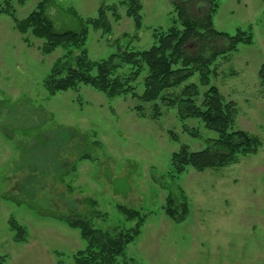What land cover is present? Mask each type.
<instances>
[{
	"label": "rangeland",
	"instance_id": "374dc122",
	"mask_svg": "<svg viewBox=\"0 0 264 264\" xmlns=\"http://www.w3.org/2000/svg\"><path fill=\"white\" fill-rule=\"evenodd\" d=\"M41 1L12 0L16 17L25 18ZM51 1L48 11L57 29H80L69 10L87 21L98 17L102 5L116 8L119 19L107 12L110 32L88 27L85 48L94 60L126 47L150 48L154 34L177 16L173 0H141L136 28L124 0ZM214 22L218 30L235 34L241 28L253 35L252 44H241L211 66V84L236 103L234 128L256 135L262 146L227 167H188L171 177L174 152L182 145L202 150L217 133L200 120H182L177 108L162 101V115L154 120L151 104L142 103L146 116L141 117L134 110L137 99L109 98L88 85L51 95L44 80L66 50L44 54L43 40L23 35L9 14L0 15V264H73L86 242L57 217L90 216L87 198L106 215L93 219L96 227L134 226L120 204L147 215L125 252L139 264H264V85L258 76L264 63V1L219 0ZM190 82L198 83V74ZM136 85L142 93L141 79ZM83 154L89 156L82 159ZM178 187L189 210L179 223L164 210L169 189ZM11 219L25 228V242L15 240Z\"/></svg>",
	"mask_w": 264,
	"mask_h": 264
},
{
	"label": "trees",
	"instance_id": "16d2710c",
	"mask_svg": "<svg viewBox=\"0 0 264 264\" xmlns=\"http://www.w3.org/2000/svg\"><path fill=\"white\" fill-rule=\"evenodd\" d=\"M15 1L22 5L26 0ZM123 2L128 17L134 20L136 28H140L141 0ZM52 4L51 0H43L28 16L19 19L12 0H0V15L9 14L15 21L16 29L23 35L31 34L43 40L40 48L44 54H51L57 48L66 50L44 80L45 88L51 95L88 85L109 98L132 96L137 99L140 104L134 110L141 117L146 116L142 103L151 104V117L154 120L162 115L159 103L162 101L168 108H177L182 120L197 119L207 129L215 131L217 136L211 138L204 149L192 151L188 145H182L173 153L171 177L181 175L188 167L197 171L224 168L237 163L240 156L258 152L262 146L260 138L246 130L234 128L236 103L227 101L218 87L211 84V66L220 57L237 51L241 44L253 43V35L248 30L239 28L235 34H230L215 27L214 16L219 8V0H173L177 16L168 29L154 34L155 41L150 48L135 50L126 47L99 60L92 59L85 48L88 27L110 32L107 12L111 10L114 17L119 19L116 8L102 5L98 17L87 21L69 10L71 16L79 19L81 24L79 30H73L56 28L48 11ZM124 67L130 71L122 73ZM196 74L199 82L188 83ZM258 76L264 85V63ZM138 79L143 85L142 93L137 89ZM201 87L205 88L203 93ZM185 130L197 134L188 127ZM172 138L178 140L174 134ZM88 156L83 154L81 158ZM75 169L74 165L72 170ZM177 191L169 189L164 210L167 216L179 223L186 219L189 210L184 191L180 187ZM85 203L91 207L90 216L68 214L57 217L69 227L78 229L86 242V247L74 255L73 264H139L132 258H126L125 252L140 236L147 215L139 209L120 204L117 205L118 209L127 221H135L134 226L96 227L93 219H103L106 215L96 209V200L87 198ZM10 226L15 232V240L25 242V228L14 219H11ZM120 257H124L123 263H118ZM60 264L66 263L60 261Z\"/></svg>",
	"mask_w": 264,
	"mask_h": 264
}]
</instances>
